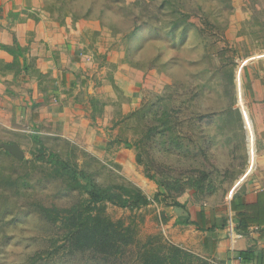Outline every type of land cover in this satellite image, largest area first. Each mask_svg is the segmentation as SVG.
I'll use <instances>...</instances> for the list:
<instances>
[{"label": "rangeland", "instance_id": "rangeland-1", "mask_svg": "<svg viewBox=\"0 0 264 264\" xmlns=\"http://www.w3.org/2000/svg\"><path fill=\"white\" fill-rule=\"evenodd\" d=\"M161 1H167L161 11L155 6L143 11L151 24L141 16L146 24L128 34L126 44L132 63L156 69L163 88L146 93L137 109L124 114L116 134V146L133 150L136 170L155 190L138 185L111 159L41 138L34 128L6 124L11 113L2 111L0 264H221L174 244L171 227L163 230L160 224L170 217L161 207L173 206L177 196L185 207L220 203L245 187L256 150L259 111L250 76L264 63V0L155 3ZM102 2L82 0L80 8L94 12ZM172 10L187 16L177 19ZM106 20L121 30L129 25L119 15ZM49 154L91 174L101 186L131 183L151 200L135 209L90 204L74 183L57 174ZM74 209L78 222L83 219L90 229L89 219L100 215L110 243L75 248L68 230ZM110 244L119 250L111 251Z\"/></svg>", "mask_w": 264, "mask_h": 264}, {"label": "crops", "instance_id": "crops-1", "mask_svg": "<svg viewBox=\"0 0 264 264\" xmlns=\"http://www.w3.org/2000/svg\"><path fill=\"white\" fill-rule=\"evenodd\" d=\"M80 4L0 0V112L11 113L8 125L34 128L41 138L111 159L152 190L136 170L133 150L116 146V134L124 114L137 109L146 93L162 90L163 78L154 68L132 63L126 31L98 10L85 16ZM250 85L259 114L243 190L220 203L161 207L170 217L160 224L163 230L171 227L172 242L210 262L226 264L234 254L239 264H264V63L251 74ZM230 218L246 233L233 248L226 229Z\"/></svg>", "mask_w": 264, "mask_h": 264}, {"label": "trees", "instance_id": "trees-1", "mask_svg": "<svg viewBox=\"0 0 264 264\" xmlns=\"http://www.w3.org/2000/svg\"><path fill=\"white\" fill-rule=\"evenodd\" d=\"M103 5L99 7L98 13L101 16L109 15L110 18L113 16L119 15L122 22L128 23V27L124 28L123 31H126V36L128 34L133 33L137 29H139L141 26H143L148 22L151 18L146 17L143 15V11H148V9L151 6H155L156 11H161L164 7V2L167 1H161L160 3L156 4L155 0H134V2H127L126 0H102ZM105 1H108V4H105ZM169 3V1H168ZM93 7H90L89 12L84 13L85 16H89L90 13H92ZM112 8H114V12L112 11ZM91 10V11H90ZM172 13H177L178 18L184 20L187 16L186 13L182 11H176L174 12L172 10ZM150 15L153 14L149 13ZM141 16L145 17L146 23L141 20ZM111 20V19H110ZM176 21H171L170 24L176 25ZM151 24V23H150ZM114 27H117L116 23H113ZM34 141L36 144L39 145V148L44 151L42 141L39 137L34 136ZM47 160L52 163V165L57 166L56 172L59 175L64 176L71 182L74 183L76 187L79 188L80 192L85 194L87 196V201L90 204H104L105 202H109L113 205H117L120 207H127L129 209H135L142 206L147 205L150 202V198L142 191V189L134 184H118V185H110V186H101L98 183L95 182L91 174H88L82 170L77 169L74 165L69 163L66 160L60 159L55 154H49L47 157ZM148 178L151 179L148 175H146ZM71 186H74L72 185ZM182 196H177L174 198L173 204L176 206L184 207ZM70 225H68L69 230V239L72 244L75 245V248L82 249L85 246L92 247L101 246L103 244L101 241H104V245H106L109 242V238L111 235H109L108 228H103L100 225V222L102 219H100V215L95 216L92 219H89L90 221L94 222L92 229L89 227H86V224L81 221L78 222L76 214V210H70ZM107 221L106 219H104ZM110 221L107 222L109 224ZM182 223L186 224L189 223L188 219H185L182 221ZM91 233V234H90ZM129 240H125L124 242H128ZM110 248L114 247L112 250H119L118 247L115 245H109ZM105 247V246H104ZM110 250V249H109ZM104 251H108V249H104Z\"/></svg>", "mask_w": 264, "mask_h": 264}, {"label": "built area", "instance_id": "built-area-1", "mask_svg": "<svg viewBox=\"0 0 264 264\" xmlns=\"http://www.w3.org/2000/svg\"><path fill=\"white\" fill-rule=\"evenodd\" d=\"M226 229H227V236L229 238L231 248H233L234 242L237 239L245 237L246 233L235 229V226L231 218L228 220ZM241 260L242 259L240 256L232 254L231 257L227 260L226 264H239Z\"/></svg>", "mask_w": 264, "mask_h": 264}, {"label": "water", "instance_id": "water-1", "mask_svg": "<svg viewBox=\"0 0 264 264\" xmlns=\"http://www.w3.org/2000/svg\"><path fill=\"white\" fill-rule=\"evenodd\" d=\"M17 150H18V149H16V153H15V154H16V155H19Z\"/></svg>", "mask_w": 264, "mask_h": 264}]
</instances>
